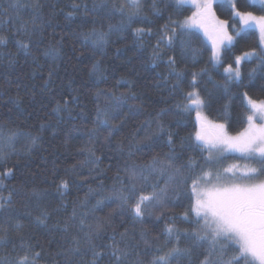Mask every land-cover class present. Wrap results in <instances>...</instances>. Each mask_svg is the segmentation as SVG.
I'll return each instance as SVG.
<instances>
[{
    "label": "trees",
    "instance_id": "trees-1",
    "mask_svg": "<svg viewBox=\"0 0 264 264\" xmlns=\"http://www.w3.org/2000/svg\"><path fill=\"white\" fill-rule=\"evenodd\" d=\"M101 2L108 6L107 9L94 7ZM153 2L141 0L142 13L136 22L123 32L113 31L109 42L100 48L85 41L82 34L94 28L107 32L109 26L119 25L124 17L113 9V5L117 8L125 5L127 13V0H38L40 7L35 12L30 7L21 9V16L29 28L33 15L40 18V28L32 37L31 54L27 56L17 50L15 42L18 39L26 41L28 37L17 34L18 25L0 13V34L8 38L7 45H0V125L40 137L31 151H25L28 142L21 138L16 144V152L7 162L6 167L13 168V176L5 182L7 189L14 187L20 195L13 197L10 214L0 212V227H8L4 222L10 218L8 238L18 241L19 235H24L36 246V251L43 249L39 264H54L53 257L56 264H65L64 258L56 254L69 246L72 235L78 234V219L85 212L89 213L88 223L112 216L111 226L102 233L105 238L94 241L96 244L106 246L112 243L107 237L115 234L120 240V233L126 232L121 246L132 244L135 251L130 249L132 255L125 264H134L137 259L148 264L153 258L154 247L145 246L141 233L147 230L149 240L161 234L166 223L164 218L159 221L155 217L146 218L144 224L136 223L129 214H120L119 202H113L114 198L105 201L107 206L102 210L90 212L100 196H112L113 191L121 187L117 177L126 179L127 169L147 165L153 156L163 159L169 153L166 134L151 149L138 143L145 131L155 132L159 121L174 133L173 150L179 156L178 164L187 163L189 156L203 164L207 153L187 148V138L195 130V112H185L182 107H177L189 90L192 73L199 74L198 89L209 101L205 114L213 121L227 122L233 134L242 127L241 93L248 91L253 98L264 99V71L257 68L255 59L241 64L246 88L232 84L230 95H226L222 86L224 67L236 55L259 48L260 39L255 28H246L236 37V43L223 57V67H214L210 63L211 45L198 30L190 37H184L190 39L192 48L200 50L195 59L190 51L182 49L179 29L174 44L171 47L161 44L159 58H155L153 49L163 26L170 24V18L183 21L191 15L192 8L185 5L178 8L175 0H155L159 8V14H156ZM8 3L9 0H0V5L7 6ZM74 5L78 7L74 8ZM235 5L238 10L260 14L261 7L250 0H236ZM213 9L219 19L229 21L230 31L241 28L230 4L216 2ZM139 27L151 28V34L137 38L134 29ZM50 46L59 49L60 54L55 60L44 56ZM170 57L175 59L177 71L183 73V79L175 89L173 85L177 80L170 75L168 67ZM97 63L102 69L101 75L93 73V65ZM253 68L257 70L249 80L248 73ZM204 69L207 71H202ZM50 70L54 75L49 81ZM46 81H49L47 87ZM121 94L126 99L117 107L115 98ZM73 96L75 103L71 102ZM65 100L69 101L71 114L61 112L57 115L53 111L56 102L63 104ZM98 109L108 112L109 117H116L110 120V126L118 125L119 131L109 140H105L107 130L95 123ZM148 122H151V129L147 128ZM41 125H44L42 131ZM94 128L96 138L89 143ZM86 146L94 147L98 163L85 165L88 153L83 149ZM137 148L145 150L137 151ZM3 168L0 166V171ZM62 178L69 181V189L63 197L56 188ZM165 179L157 173L150 182H159L163 186ZM90 188L94 191L90 192ZM7 189L3 191L5 196ZM33 189L44 195L39 200L30 199ZM175 203L177 206L166 215L181 213L187 207V195L182 193ZM74 208L77 223L71 224ZM42 209L48 210L49 217L45 224L37 225L36 217ZM28 212L31 216L26 215ZM64 221L71 224L67 234L63 231ZM17 224L23 225L19 234L15 230ZM176 226L181 230L180 246L183 247L186 245L183 233L195 226L179 219ZM0 234L4 233L0 231ZM159 243L162 244L163 239ZM153 244L159 246L155 241ZM206 249L207 244L198 248L190 260L183 258L178 264H198V258ZM10 253V245L0 247V258H10ZM90 258L89 254L84 259ZM100 264H109V260L105 258Z\"/></svg>",
    "mask_w": 264,
    "mask_h": 264
},
{
    "label": "snow or ice",
    "instance_id": "snow-or-ice-1",
    "mask_svg": "<svg viewBox=\"0 0 264 264\" xmlns=\"http://www.w3.org/2000/svg\"><path fill=\"white\" fill-rule=\"evenodd\" d=\"M217 0H175L177 7L189 4L191 5V15L185 17L183 21L171 20L166 24L158 34L157 44L153 49L155 58H159L160 45L171 47L177 39V29H179L180 43L182 49L190 51L193 59L200 55V50L192 48L190 37L194 30H201L207 39L211 42L210 63L214 67L224 66V55L236 43V37L240 31H230L229 21L219 19L213 9V3ZM232 11L234 17H237L239 24L243 28H256L260 34L259 48H253L251 51H245L241 55H236L231 63L224 67L223 89L226 95H230V85L236 84L238 87L244 85L241 64L243 61L255 59L257 68L264 71V0H252L253 4H260V14L254 11H241L236 8L232 0ZM33 8L34 12L40 7L38 0L29 3L28 0H9L7 6L0 5V13L6 16L8 20L13 21L18 27L15 29L17 34L27 36L28 39L16 40L17 50L23 52L26 56L31 54L32 37L37 34L40 28L39 16L33 15L31 20L32 27L29 28L28 22L21 16V9ZM78 6L74 5V8ZM107 9V5L101 2L94 6ZM129 11L125 13V5L118 8L113 5L114 10H118L122 17L121 23L117 26H109L107 32L93 29L91 32L83 33L85 41L102 48L109 42L110 34L113 31L123 32L130 28L137 18L141 16V0H127ZM152 8L156 14H159V8L154 0ZM87 10V9H86ZM71 15V14H70ZM0 16V18H2ZM231 27H235L232 25ZM151 28H135L134 35L143 39L151 34ZM8 38L0 34V45H7ZM59 49L50 46L45 50L44 56L55 60L59 56ZM34 62L36 58L33 57ZM12 59L10 58V63ZM176 61L170 57L168 67L170 75H174L177 84L173 88L179 87V82L183 79V73L177 71ZM93 73L102 74L99 64L93 65ZM253 68L248 73L249 80L256 72ZM202 71H207L204 69ZM54 75L49 71V81ZM199 74L192 73V79L189 83V90L183 96V103L177 104L185 112H195V130L187 138L189 143L187 148L190 151H197L201 154L207 153L203 157L204 163L199 164L193 157L189 156L187 163L178 164L179 156L174 152V133L157 121L155 132L145 131V135L138 142L145 144L147 149H151L165 134L167 136V145L170 149L163 159L157 156L152 157V161L144 166H133L127 169L126 179H119L121 187L113 191L112 196H100L90 210L94 214L97 210H102L105 201H118V209L121 215L129 214L136 223L144 224L146 218L155 217L157 221L164 218L165 226L161 234L155 235L149 240L147 230L142 231L141 238L146 247H154L153 258L148 264H178L183 258H192L198 248H203L207 244V249L203 251L198 258V264H264V99L253 98L248 91H243L241 117L242 127L234 134L229 130L227 122L218 123L209 119L205 114L208 107V99L201 94L198 89L197 79ZM45 82L47 87L48 82ZM219 86V85H218ZM135 98V94H131ZM126 99L124 94L116 97V106ZM71 102H76V97L71 98ZM227 108V105L225 106ZM57 115L61 112H69V101L65 100L63 104L56 102L53 109ZM116 117H109L108 112L97 111L96 124L105 128L109 140L112 135L119 131V126L112 124L110 120ZM44 125H41V131ZM148 129H151V122H148ZM55 135V133H53ZM25 139V151H31L40 139L39 136L31 133H22L18 129L5 128L0 125V166H4L0 171V212L10 214L13 206V197L20 195L17 189H7L6 181L13 176V168L6 167L8 160L16 152V144L21 139ZM96 138V129L90 133L89 143ZM150 142V143H148ZM184 147L182 141L181 144ZM88 153L84 161L87 164H96L99 157L96 156L94 147H85L83 149ZM143 148H137V151H144ZM133 153L130 151L129 156ZM232 154L238 161L223 165L222 160ZM159 173L165 176L163 186L159 182L152 183L150 178ZM60 196L69 189L68 179H60L56 185ZM7 189V195L3 191ZM89 191H94L89 189ZM187 195V207L181 213L175 215H166L172 212L176 207L175 201H178L180 195ZM44 193L33 189L30 199L39 200ZM31 216V212L26 213ZM85 212L78 219V234L72 235L69 239V246L56 255L64 258L65 264H100L107 258L109 264H125L130 260L132 251L135 248L132 244L121 246L127 233H120V240L116 235L107 237L112 241L111 244H96L94 241L104 239L102 235L108 227L111 226L112 216L106 218H97L94 223H88ZM49 217L47 209H42L36 217V224H45ZM191 223L195 227L191 230H185L183 239L186 245L181 247V230L176 226L177 220ZM71 224L77 223V212L73 209L70 217ZM69 221H64L63 231L67 234L71 226ZM8 227H0V247L7 248L11 246L10 258L8 256L0 258V264H39L42 257V251H36V246L30 242L29 238L19 235V240H12L7 237L10 224L9 220L4 222ZM59 227V225H57ZM23 225L17 224L15 230L19 234ZM163 239V243L159 242ZM159 246H154L153 242ZM130 249L132 251H130ZM90 254L91 258L85 261V257ZM138 255V254H137ZM55 262V257H53ZM134 264H144L140 259L134 261Z\"/></svg>",
    "mask_w": 264,
    "mask_h": 264
},
{
    "label": "rangeland",
    "instance_id": "rangeland-1",
    "mask_svg": "<svg viewBox=\"0 0 264 264\" xmlns=\"http://www.w3.org/2000/svg\"><path fill=\"white\" fill-rule=\"evenodd\" d=\"M217 2H223V3H227V4H230L231 6H232V3L231 2H229V0H217ZM232 2H234L235 4H236V0H232ZM250 2H252V0H250ZM214 3H216V2H214ZM214 3H213V6H214ZM255 5H258V6H260V7H262L260 4H255ZM185 6H191V5H189V4H186ZM241 28H242V26H241ZM241 28L240 29H237V31H240V33L241 32H243V30H245L246 28H243V30L241 31ZM254 28V27H253ZM256 29V28H255ZM257 30V32H258V34H259V31H258V29H256ZM198 31H200L201 33H202V35L204 36V34H203V31H201V30H198ZM205 37V36H204ZM205 39L207 40V42L211 45V42L207 39V37H205ZM259 39H260V34H259ZM214 122H216V121H214ZM218 123H220V122H218ZM235 162H240V163H243V161H238L236 158H234L233 156H232V154H228L223 160H222V163H223V165H227V164H231V163H235Z\"/></svg>",
    "mask_w": 264,
    "mask_h": 264
}]
</instances>
